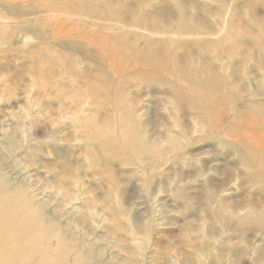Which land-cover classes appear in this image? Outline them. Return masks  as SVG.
Listing matches in <instances>:
<instances>
[{
    "label": "rangeland",
    "instance_id": "obj_1",
    "mask_svg": "<svg viewBox=\"0 0 264 264\" xmlns=\"http://www.w3.org/2000/svg\"><path fill=\"white\" fill-rule=\"evenodd\" d=\"M31 1L44 13L30 11L19 0H0L2 18L11 28L0 33V177L5 184L43 204L45 220L69 227L94 250H102L112 264H196L198 259L255 264L256 251L264 249V185L248 174L242 149L232 137L245 134L234 122L241 120L234 111L240 103L230 99L225 108L208 107L180 73L194 67V77L203 78L211 72L204 64L212 63L222 91L211 95L229 98L222 93L232 82L242 94L247 84L234 66L237 62L220 68L214 48L223 36L230 40L242 30L221 33L223 21L235 20L244 30V17L252 22L249 13L264 17V4L260 0ZM216 10L221 14L217 16ZM95 13L109 22L112 18L123 22L119 32L128 36V43L104 41L107 30L92 25ZM188 17L216 34L181 29L178 24ZM40 24L48 34L62 31L82 39L92 30L102 46L118 53L110 62L95 46L72 42L54 44L52 53L41 48L45 45L30 32ZM53 41L49 35L45 43ZM38 48L46 59L42 64L33 56ZM226 49L227 45L223 55L228 56ZM144 50L149 62L142 59ZM49 55L59 57L60 63L49 61ZM252 56L249 74H263L257 65L264 54ZM225 61L230 63L227 57ZM38 68L48 71L43 84L35 81ZM94 75L100 80L93 86L101 90L94 95L96 102H85L84 95L91 92L83 80H94ZM173 87L180 89L179 95ZM82 104L94 122L105 117L114 119L116 127L130 123L151 152L160 156L152 160L147 155L143 161L127 158L92 126L87 125L86 133L79 128L77 115L65 119ZM225 113L229 116L221 121ZM171 141L178 142L180 150L171 149ZM262 152L264 156V147ZM253 207L260 211H252ZM8 255L14 256L13 262L23 259L1 239L0 259Z\"/></svg>",
    "mask_w": 264,
    "mask_h": 264
},
{
    "label": "bare ground",
    "instance_id": "obj_2",
    "mask_svg": "<svg viewBox=\"0 0 264 264\" xmlns=\"http://www.w3.org/2000/svg\"><path fill=\"white\" fill-rule=\"evenodd\" d=\"M1 1L6 2L17 0ZM260 1L264 4V0ZM19 2L21 4L28 5L30 7V11L37 10L44 13V10H41L31 0H19ZM84 4H87V2H84ZM54 9H56V7L52 8V10ZM198 10L203 11L204 9L198 8ZM2 12L3 9H0V33L6 34L11 31V28L5 25L6 20L5 18H2ZM90 12L87 11L86 15L90 16V14H93ZM246 12H249V10ZM215 13L218 16L221 14V11H217ZM51 14L50 17H52ZM95 14L97 16L96 21L92 25L95 26V28H104L107 30V32L102 35L104 41L119 40L125 44L128 43V36L119 32V30L125 27L123 22L113 21V18L110 19L109 22L106 20V18L99 17L101 16L100 14ZM249 15V17L252 18V22H250V18L246 19L244 17L246 26L244 27V30L235 20L228 21V19L225 22L223 21L221 28H219L221 33H224V31L229 32L231 30L236 31L237 28H241L242 30L238 37H230V40H228L226 35L223 36L216 43L214 48V51L220 56V62L218 63L220 68L227 69L232 66L233 61L237 62L234 66H236L237 70L239 69L242 79L247 84L241 89L242 94H239L238 84H236V82H232L230 84L229 90L225 91V93H222L229 98L225 99L220 96H214L215 93L217 94V92L222 91V87L221 83L216 80L214 74L217 72V69L212 67V63L204 64L210 69L212 73L209 72L208 75L203 78L194 77V67H185L183 69V73H180V76H182L183 79H188L189 82L191 81L194 87L192 88L191 92L196 94L195 97L198 96L199 100L208 107H212L214 109L225 108L226 104H229L228 101L230 99H233L234 102L240 103L238 106L237 104L235 105V107L238 109H234V111L235 114L240 116L241 120L235 119L234 122L236 127H241L245 134L237 133V136L232 137L239 144V148L242 149V158L248 174L253 179L261 182V184L264 185V156L262 152L264 147V98L263 100L258 99L260 97H264V60H258L257 65L260 70L263 71V74L250 75L248 72L249 63L251 62L252 58L253 60L255 59L252 54L254 52L264 54V17H259L253 13H249ZM87 19H89V17ZM86 22L89 21L86 20ZM180 24L181 29L187 31L196 30L198 32L197 34H216V32H213L212 29H208L206 23L205 27L204 23L202 22H190L189 17L178 25ZM30 32L35 33L34 37L37 40L40 39L41 44L45 45L44 47H41V45L39 47L45 48L52 53H54L55 49L53 47L54 44L65 42H72L75 46H79L80 44H87L88 46L93 45L95 48L102 50L106 59L110 62L115 60V56L118 53V51H116L113 47L106 48L107 45L102 46L100 43L102 40L100 39L98 41L96 34L91 35L93 32L92 30L90 33L83 35V39L80 37H70L68 34H61L62 31L59 34L55 32L48 34L44 31L43 24L40 27L38 25V29L31 30ZM49 35H51L54 41L51 43H45V40ZM94 37L97 38L94 40ZM4 40L6 39L4 38ZM227 42L230 44H227ZM225 45H227L226 53L228 56L225 54L223 55L225 51ZM220 46L223 47L219 48ZM241 46L244 47L243 50H240L239 47ZM218 49L221 53L218 52ZM33 56L40 64L46 61V59H43L40 56V48L35 50V54ZM226 57L230 59V63H225ZM58 58L49 55L48 60L59 64L60 60ZM62 58L64 59V62H66L67 56ZM142 59L147 62L150 61L145 50L142 52ZM70 61L73 64L75 63L73 59ZM155 61L158 64L162 62V60L157 59V55L155 57ZM53 75L62 76L61 73H56ZM34 77L36 82L43 84V79L48 78V71L46 69L38 68L34 70ZM77 77L82 78L84 75L77 74ZM98 80H100L98 75H94V80H83L85 89L88 90L87 92H91L90 94L84 95L83 99L85 102L87 100L96 102L98 99V97H94V95L100 93L101 87L99 86L95 88L93 86V84ZM104 87L105 86H103V88ZM49 88L50 87L48 86L44 90H49ZM198 89H203V91L198 92ZM110 92L111 94H114V91ZM173 92L179 95L180 89L178 87H173ZM213 93L214 95H211ZM84 105L85 104L80 105V107L72 110V112H67V117L65 119H70L71 116L77 115L76 124L79 128H82L86 133L87 125L89 127L92 126L95 128L97 135L107 136L111 140V145L118 146L119 149L125 153L127 158L134 156V158H138L140 161H143V158L147 155H150L151 157L149 159L152 160L160 156V153L158 152L154 154L151 152L150 148H148V143H146L141 134H138L134 131L133 127L130 126V123H127L124 120L125 122L118 123V127H116L113 126V123L115 122L114 119L105 117L100 120L102 122H94L91 118L92 112L90 110L84 109L83 107L86 106ZM239 110L241 112H239ZM129 112L130 113H128V115L131 116V119L133 120L132 123L136 125L132 112ZM228 116L229 115L225 113L220 120L224 121ZM36 130L40 131L43 130V128H36ZM228 132L231 133L232 131L228 130ZM89 134L93 135V133ZM170 148L174 150H180V148L178 149V142L176 141L170 142ZM89 152L90 151H88V154ZM109 157L112 158V155H109ZM92 158H94V156L90 157V159ZM5 181L6 180L4 177H0V241L1 239L6 241L13 252L22 253L23 259L19 258L18 262H13L12 259L14 256H3L2 259H0V264H112V262H110L111 260L105 259V255L102 250H94L90 246V243L84 242L85 240L83 241L82 238L74 236L69 227L61 226L53 219L49 220V222L45 220V215L42 212L44 210L43 204H36L34 200L32 201L29 197L22 194L13 185L7 186ZM110 181L111 184H113V178L110 177ZM5 187H7L6 190ZM252 211L259 212L260 210H258V207H253ZM247 217H250V215H247L244 218ZM244 218H242V220ZM256 253L258 258L255 264H264V249H258ZM18 256L20 257L21 254ZM112 258L115 259V256ZM196 264L213 263L211 261L198 259Z\"/></svg>",
    "mask_w": 264,
    "mask_h": 264
}]
</instances>
